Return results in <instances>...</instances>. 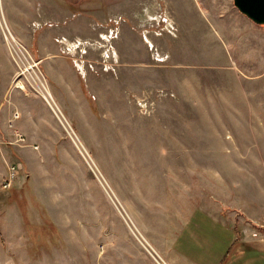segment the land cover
<instances>
[{"label":"rangeland","instance_id":"374dc122","mask_svg":"<svg viewBox=\"0 0 264 264\" xmlns=\"http://www.w3.org/2000/svg\"><path fill=\"white\" fill-rule=\"evenodd\" d=\"M30 5L38 19L12 42L24 56L0 136L20 170L8 194L9 177L0 183L1 252L19 264H158L150 251L166 264L158 246L188 211L208 235L263 212L251 206L264 200V25L234 0ZM216 206L227 222L212 220Z\"/></svg>","mask_w":264,"mask_h":264},{"label":"crops","instance_id":"0c3cea01","mask_svg":"<svg viewBox=\"0 0 264 264\" xmlns=\"http://www.w3.org/2000/svg\"><path fill=\"white\" fill-rule=\"evenodd\" d=\"M19 2L21 4H19ZM34 0H0V136L2 137L1 130L4 131L9 130L7 127V122L9 120H14L12 117L13 109L10 108L8 102L12 105L13 99L18 100V93L15 91H11L10 88L14 83L15 69L16 66L13 62V56L11 49L8 48V44L5 41L4 34L7 30L14 35V37H18V34H26L33 27H35L34 20H37L38 15L36 17V13L31 12ZM17 3L19 5H17ZM39 8V6L37 7ZM38 10V9H37ZM38 12V11H37ZM37 18V19H36ZM49 19V18H48ZM47 19V20H48ZM7 28H5V32L2 30L4 28V24ZM38 24V23H37ZM33 25V26H32ZM41 26V25H40ZM17 39V38H16ZM10 47V45H9ZM49 85V84H48ZM50 88V86H49ZM51 90V88H50ZM12 95H11V93ZM52 93V91H51ZM53 94V93H52ZM12 97L11 101L9 98ZM41 96V95H40ZM45 101V100H44ZM14 103V102H13ZM11 122H8V124ZM22 124L19 122L17 126H21ZM8 128V129H7ZM26 134L29 136L28 130H26ZM30 137V136H29ZM31 138V137H30ZM246 158L251 160H256L259 162L262 158L255 157L252 155H248ZM12 162V153L6 147H2L0 143V183L3 178H8L10 180L11 168L10 164ZM10 167V168H9ZM19 167V166H18ZM17 176L12 180V185L9 188H4L5 194L9 193V190L14 185L16 178L20 175V170L18 171ZM8 182L6 181L4 185ZM7 190V191H6ZM2 192V191H1ZM3 192V193H4ZM2 193V194H3ZM1 196V194H0ZM255 201L259 206L252 205L251 208L255 210H262L260 215L255 214L249 218V222L247 223L245 219L235 217L232 220L234 222L233 227L230 226V222L227 225H223L221 234H205L203 231L204 224L194 223L195 213L192 209L188 211L187 217L181 219L182 217H178L174 226V236L171 237L168 243H165L166 246H158V250H160L163 256L158 253L166 262V264H201L199 257L202 259H206L205 256H208L209 260L212 262L210 264H264V235L258 231L259 228H264V200L259 201V199L255 198ZM220 208H214L215 210L211 213L212 220L217 222H221L223 217L220 214ZM204 210H209V207ZM219 216H218V214ZM181 214V213H180ZM184 215V213H182ZM250 217V216H249ZM225 220V219H223ZM225 222H227L225 220ZM222 223V222H221ZM223 224V223H222ZM191 226H194L192 228ZM222 226V225H221ZM227 228V229H224ZM215 231H219L221 229L214 227ZM187 230V234H186ZM230 230H234L233 236L229 235V241L225 242L223 240L222 235L225 233H229ZM230 234V233H229ZM24 238V236L22 235ZM166 236H163V239ZM162 239V241H163ZM28 242V240H27ZM24 245V244H23ZM224 245V246H223ZM166 247V248H165ZM203 248L205 249L203 252ZM163 249V250H161ZM4 250L0 251V264H19L18 259L19 255L16 251L8 250L6 254L3 253ZM149 254L153 256L155 261L158 264H163L157 259L156 255L153 253ZM15 253V256H13ZM203 254V255H202ZM21 256V255H20ZM207 260V259H206ZM208 261V260H207ZM29 264V261H27ZM24 263V261H23Z\"/></svg>","mask_w":264,"mask_h":264},{"label":"water","instance_id":"95a60500","mask_svg":"<svg viewBox=\"0 0 264 264\" xmlns=\"http://www.w3.org/2000/svg\"><path fill=\"white\" fill-rule=\"evenodd\" d=\"M238 11L256 25H264V0H234Z\"/></svg>","mask_w":264,"mask_h":264},{"label":"built area","instance_id":"2783aa9c","mask_svg":"<svg viewBox=\"0 0 264 264\" xmlns=\"http://www.w3.org/2000/svg\"><path fill=\"white\" fill-rule=\"evenodd\" d=\"M23 50H24V49H23ZM24 51H25V50H24ZM11 52H12L13 57H17V58H19L18 55H20V54H21L22 56H24V53L21 52V51H13V50L11 49ZM25 52H26V51H25ZM26 53H27V52H26ZM30 63L32 64L31 66H29ZM35 64H37V65H35ZM33 65L36 66V70L41 71V70H40V67H39V64L36 63V62H34V61L28 63V66H29V69H28V70H31L32 67H33ZM37 66H38V67H37ZM30 85H31V87L33 88V92H34L35 90L38 91V88H37V86L35 85V83H34V84H30ZM38 92H39V91H38ZM39 93H40V92H39ZM49 97H50V99H52L51 96H49ZM44 99H45L46 101H48V103H49V100H47V98L44 97ZM18 171H19V167H18V166H13V167L11 168L10 180L8 181V183H7L6 185H4V188L7 189V188L11 187V185H12V180L17 176Z\"/></svg>","mask_w":264,"mask_h":264},{"label":"bare ground","instance_id":"6f19581e","mask_svg":"<svg viewBox=\"0 0 264 264\" xmlns=\"http://www.w3.org/2000/svg\"><path fill=\"white\" fill-rule=\"evenodd\" d=\"M4 24V23H3ZM4 27H5V24H4ZM5 30V29H4ZM9 30V29H8ZM4 37H5V41L8 43V45H10V49L12 48V49H14V51H15V48H14V45H13V43H15V44H17L18 43V40L14 37V35L12 34V33H10L9 31H7L5 34H4ZM13 42V43H12ZM18 45V44H17ZM18 47V46H17ZM20 51H21V49H20ZM18 59L20 60V56L18 55ZM22 62V61H21ZM33 69V68H32ZM21 84H18V86H17V88L20 90L21 89V91L23 90V88L20 86ZM49 96H51L52 97V100H50V97ZM43 97V96H42ZM45 98H47V100H49V102H50V104H51V107L53 108V110H54V112L56 113V115H57V117H58V115H62V112L60 111V110H56L55 109V107H54V104L56 105V102H55V100L53 99V96L49 93V92H47V97H45ZM56 107H57V105H56ZM60 113V114H59ZM63 116V115H62ZM61 116V117H62ZM149 245V244H148ZM150 246V245H149Z\"/></svg>","mask_w":264,"mask_h":264}]
</instances>
